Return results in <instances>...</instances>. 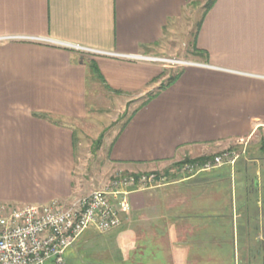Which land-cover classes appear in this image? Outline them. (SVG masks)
Instances as JSON below:
<instances>
[{
	"label": "crops",
	"instance_id": "1",
	"mask_svg": "<svg viewBox=\"0 0 264 264\" xmlns=\"http://www.w3.org/2000/svg\"><path fill=\"white\" fill-rule=\"evenodd\" d=\"M193 3L0 0V35L15 38L0 42L1 205L74 198L75 126L88 119L97 85L105 88L90 64L127 101L156 91L169 65L129 55L164 52L165 37ZM194 42L207 57L180 61L179 77L123 123L108 155L114 171L138 173L240 152L234 165L175 174L176 182L130 195L127 217L150 223L146 241L169 237L172 264H223L211 245L221 246L227 226L241 219L244 227L250 213L264 209L251 185H260L264 159L256 140L264 134V0H214Z\"/></svg>",
	"mask_w": 264,
	"mask_h": 264
},
{
	"label": "rangeland",
	"instance_id": "2",
	"mask_svg": "<svg viewBox=\"0 0 264 264\" xmlns=\"http://www.w3.org/2000/svg\"><path fill=\"white\" fill-rule=\"evenodd\" d=\"M209 1L194 0L181 24L172 27L165 37L167 41L165 51L152 56L162 59L166 65H169L166 68L167 72L173 73L179 70L182 60L194 61L199 58L191 43L197 23ZM143 100L144 98H138L127 101V98L97 85L96 92L90 99L88 119L76 123L75 126L77 161L74 170V197L90 194L106 183L113 174L119 172L113 170L110 162L109 142ZM102 133L105 137L101 147L98 148L97 139ZM243 222L240 219L234 227L227 226L228 232L225 235L220 234L223 240L221 246L211 245L212 255L221 259L219 263L241 264ZM149 224L143 219L140 224L132 223L127 217L120 227L108 232L90 229L67 250L65 264H144L148 261V264H172V243L168 236L162 237L153 231L156 241L143 242L145 235L152 231ZM201 236V232L197 231L193 240H200ZM220 251L221 256H219ZM144 254L145 257L137 260L136 255L144 256ZM153 256L161 259L156 261ZM200 261L201 263L198 264H210L207 260ZM216 261L214 259L212 263ZM47 264L52 262L49 261Z\"/></svg>",
	"mask_w": 264,
	"mask_h": 264
},
{
	"label": "built area",
	"instance_id": "3",
	"mask_svg": "<svg viewBox=\"0 0 264 264\" xmlns=\"http://www.w3.org/2000/svg\"><path fill=\"white\" fill-rule=\"evenodd\" d=\"M15 39L0 35V42ZM50 41V40H49ZM61 43V42H60ZM64 45L70 46V44ZM87 50L82 46L71 45ZM137 59H154L131 56ZM264 134L256 135V140ZM251 141L242 140L248 144ZM240 152L229 148L203 162L182 161L171 173L187 177L234 165ZM176 182L165 170L138 173L117 172L88 195L64 202L53 199L43 204L7 206L0 204V264H65V254L89 229L108 232L120 227L132 210L130 195L134 191L159 188Z\"/></svg>",
	"mask_w": 264,
	"mask_h": 264
},
{
	"label": "flooded vegetation",
	"instance_id": "4",
	"mask_svg": "<svg viewBox=\"0 0 264 264\" xmlns=\"http://www.w3.org/2000/svg\"><path fill=\"white\" fill-rule=\"evenodd\" d=\"M262 165V180L260 185L258 182L255 183L254 179L251 185L252 190L257 191H255L254 199H261L264 204V159L262 160ZM254 183L257 184V186ZM259 189L261 192L258 191ZM250 214L251 216L246 220L243 229L244 240L242 245L243 255L241 257V264H264V209L261 214H255V211Z\"/></svg>",
	"mask_w": 264,
	"mask_h": 264
},
{
	"label": "trees",
	"instance_id": "5",
	"mask_svg": "<svg viewBox=\"0 0 264 264\" xmlns=\"http://www.w3.org/2000/svg\"><path fill=\"white\" fill-rule=\"evenodd\" d=\"M213 2H214V0H210L208 3H207V5L205 6V9H204V12H203V14H202V17H201V19H200V21L197 23V27H199V26H201V23H202V20H203V16L207 13V11L209 10V8L212 6V4H213ZM196 43L194 42V44H193V50H194V52L197 54V55H199V56H201V57H204V58H206L207 57V54H206V52L205 51H203V50H200V49H198L197 47H196V45H195ZM90 70L93 72V73H95L96 75H98V80L102 83V84H104V86H105V88L106 89H108L109 91H111V92H113V93H115V94H117V95H122V94H124V92L123 91H117V90H114V89H112L110 86H108V84L102 79V77L101 76H99L100 74H99V71H98V69L94 66V64L92 63V64H90ZM181 74V70H177V71H175V72H167V71H164L162 74H161V76L159 77V79L160 80H162L164 77H166V79H164L162 82H161V84H160V86H159V88L156 90V91H152V92H150V93H148L145 97H144V100H143V102L137 107V109H135L132 113H131V115L127 118V120L124 122V125H126L127 124V122L132 118V116L141 108V107H143V106H145L146 104H148L151 100H153L161 91H163V90H165L166 88H168L170 85H172L174 82H175V80L179 77V75ZM104 134L102 133L99 137H98V139H97V147L99 148V147H101V145H102V143H103V140H104ZM261 146H262V149L264 150V139H262L261 140ZM239 149V148H238ZM214 156H208V157H204V158H197V159H185V160H183V161H191V162H202V161H204V160H208V159H210V158H213ZM182 162V161H181ZM181 162H178L177 164H176V166H178ZM175 166V167H176ZM171 171V169H167V170H165V173L168 175V176H170V177H172V176H174L176 173H171L170 172ZM88 231V230H87ZM147 239H149V238H146L145 237V239L143 240V242H149V241H146ZM141 241V240H140ZM150 243V242H149ZM145 255L146 254H144V256H141V255H136V257H137V260L138 259H140V258H142V257H145ZM153 258L157 261V260H159V259H161V258H159V257H157V256H153ZM148 261V260H147ZM149 262V261H148ZM148 262H146V263H144V264H148Z\"/></svg>",
	"mask_w": 264,
	"mask_h": 264
}]
</instances>
